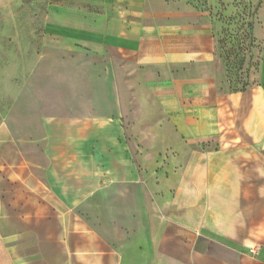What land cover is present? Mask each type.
I'll use <instances>...</instances> for the list:
<instances>
[{"label": "crops", "instance_id": "crops-1", "mask_svg": "<svg viewBox=\"0 0 264 264\" xmlns=\"http://www.w3.org/2000/svg\"><path fill=\"white\" fill-rule=\"evenodd\" d=\"M66 1L85 8L61 10L62 26L105 47L114 89L147 107L149 121L171 124L163 132L185 140L174 152L188 164L160 186L170 188L157 200L162 229L156 236L153 221L147 257L137 258L88 225L63 181L38 172L0 123V264H264V30L248 85L220 93L214 74H195L217 60L195 14L164 0ZM171 65L193 70H142Z\"/></svg>", "mask_w": 264, "mask_h": 264}, {"label": "rangeland", "instance_id": "rangeland-1", "mask_svg": "<svg viewBox=\"0 0 264 264\" xmlns=\"http://www.w3.org/2000/svg\"><path fill=\"white\" fill-rule=\"evenodd\" d=\"M164 2L195 14L214 37L216 63L197 65L195 74H214L220 93L248 85L259 68L264 0ZM82 8L66 0H0V123L38 172L63 181L59 189L88 225L124 255L147 257L153 221L156 236L162 229L157 200L170 189L159 188L187 166L188 156L174 152L187 144L163 132H172L171 124L149 121L147 107L114 89L102 44L82 42L62 26L61 10ZM178 68L193 70H142Z\"/></svg>", "mask_w": 264, "mask_h": 264}, {"label": "trees", "instance_id": "trees-1", "mask_svg": "<svg viewBox=\"0 0 264 264\" xmlns=\"http://www.w3.org/2000/svg\"><path fill=\"white\" fill-rule=\"evenodd\" d=\"M247 85H244V87L241 90H244Z\"/></svg>", "mask_w": 264, "mask_h": 264}, {"label": "built area", "instance_id": "built-area-1", "mask_svg": "<svg viewBox=\"0 0 264 264\" xmlns=\"http://www.w3.org/2000/svg\"><path fill=\"white\" fill-rule=\"evenodd\" d=\"M255 251L253 250L252 253H254Z\"/></svg>", "mask_w": 264, "mask_h": 264}]
</instances>
